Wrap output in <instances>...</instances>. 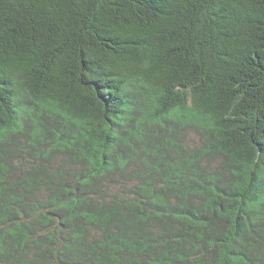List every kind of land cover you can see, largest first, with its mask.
Returning <instances> with one entry per match:
<instances>
[{
	"label": "trees",
	"instance_id": "1",
	"mask_svg": "<svg viewBox=\"0 0 264 264\" xmlns=\"http://www.w3.org/2000/svg\"><path fill=\"white\" fill-rule=\"evenodd\" d=\"M0 264H264V0H0Z\"/></svg>",
	"mask_w": 264,
	"mask_h": 264
}]
</instances>
